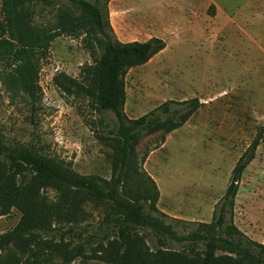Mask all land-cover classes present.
Returning a JSON list of instances; mask_svg holds the SVG:
<instances>
[{"label": "rangeland", "instance_id": "374dc122", "mask_svg": "<svg viewBox=\"0 0 264 264\" xmlns=\"http://www.w3.org/2000/svg\"><path fill=\"white\" fill-rule=\"evenodd\" d=\"M83 1L103 6L105 0ZM109 6L114 27L119 19L137 34L134 40L157 37L166 44L125 75V116L138 118L166 101L197 98L201 104L163 142L156 133L136 146L140 172L158 190L163 221L178 235L209 223L238 158L259 136L255 157L241 175L232 222L249 239L264 243V0H109L112 33L106 31L117 39ZM33 9L35 24L45 28L54 27L60 13L74 11L67 0H38ZM85 41V34H63L51 43L40 60L33 97L12 95L0 83V139L10 147L30 146L80 175L109 179L112 149L100 137L116 130L114 114L93 111L87 99L62 95L52 81L58 73L79 79L82 66L93 63ZM86 210L89 229L96 230L101 211L90 205ZM19 217L15 209L0 217V234ZM142 234L150 249L159 248L149 231ZM103 235L89 232L74 242L89 240L90 250ZM171 247L180 249L175 242ZM223 253V248L216 252ZM71 264L108 263L90 254Z\"/></svg>", "mask_w": 264, "mask_h": 264}, {"label": "trees", "instance_id": "16d2710c", "mask_svg": "<svg viewBox=\"0 0 264 264\" xmlns=\"http://www.w3.org/2000/svg\"><path fill=\"white\" fill-rule=\"evenodd\" d=\"M36 1L0 0V83L12 95L33 97L40 60L51 43L63 34H85L93 63L82 66L79 79L58 73L52 81L62 95L87 99L93 111L114 114L116 130L109 138L100 137L112 149V168L109 179L83 176L30 146L10 147L0 139V217L13 209L20 213L16 225L0 234V264H71L90 254L108 264H264V243L249 239L232 222L241 175L255 157L259 136L238 158L211 221L198 223L189 234H176L162 219L167 216L156 206L155 182L140 172L135 151L143 138L156 133L163 142L201 104L197 98L166 101L135 119L124 114L125 75L162 52L165 41L112 39L106 31L112 33L109 0L103 6L67 0L74 11L60 13L54 27L38 26ZM87 205L101 211L96 230L89 229ZM142 231H149L159 248L150 249ZM89 232L104 234L103 242L90 250L89 240L74 242ZM173 242L180 249L172 248ZM220 248L227 253L216 254Z\"/></svg>", "mask_w": 264, "mask_h": 264}, {"label": "crops", "instance_id": "0c3cea01", "mask_svg": "<svg viewBox=\"0 0 264 264\" xmlns=\"http://www.w3.org/2000/svg\"><path fill=\"white\" fill-rule=\"evenodd\" d=\"M110 5H111V3H110ZM109 11H110V23H111L113 29L115 30V33L117 35L118 41H120L122 43L137 41V40H134L133 39L134 37H136L137 34L132 33V32H129L126 29L127 26L124 25L123 23L119 22L120 21L119 19L115 20V22L117 23V25H115V27H114V25L112 23V20H111V17H112V9H111V6H109Z\"/></svg>", "mask_w": 264, "mask_h": 264}]
</instances>
